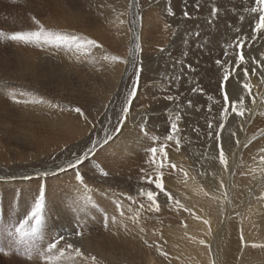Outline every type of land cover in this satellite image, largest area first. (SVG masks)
I'll use <instances>...</instances> for the list:
<instances>
[{"label":"bare ground","instance_id":"obj_1","mask_svg":"<svg viewBox=\"0 0 264 264\" xmlns=\"http://www.w3.org/2000/svg\"><path fill=\"white\" fill-rule=\"evenodd\" d=\"M64 1L28 0L25 8L34 16L45 15L41 22L47 26L52 23L49 19L53 10L61 12L57 21L59 33L67 34L72 25L76 30L84 28L82 18L66 10ZM156 3L157 6L153 2L142 4L153 14L141 42L146 44L149 54L159 48L163 51L155 53L156 64L151 63L143 71L147 81H141L142 89L137 90L123 120L131 69L122 75L120 64L114 61L111 65L112 75L116 73L114 91L100 99L106 106L116 108L120 130H110L106 145L110 144L92 158L98 168L96 176L81 173L80 168H60L85 149L95 134L98 116L91 118L86 114L87 121L82 123L61 112L58 120H52L22 110V114L10 119L9 106L0 99V127L6 135L17 133L16 141L24 148L18 150L6 141L4 153H0V188L47 198L59 212L61 220L57 227L61 234L66 241L69 233L72 236L67 243L80 248L87 257L86 261L76 259L77 264H264V30L254 32L259 22V13L251 11L256 7L255 0ZM13 9L17 7L13 5ZM125 12L126 8L121 9L116 15L118 20L112 21L124 20L120 23L123 30L128 26ZM106 21L111 28L113 25ZM117 33L115 37L125 44L127 37ZM99 34L104 38L101 42L116 43L111 37L113 33ZM100 49L104 50L102 54L114 56L104 47ZM240 55L245 58L244 64H238ZM216 60H222L223 66H218ZM32 61L27 62L30 69L35 68ZM224 67L230 69L227 80ZM79 79L83 81V77ZM143 82H154L157 88L162 85L173 99L165 102L168 97L155 96L150 85ZM245 83L250 90L244 88ZM76 87L71 90H77ZM225 93L229 95L228 104ZM241 97L243 116L237 115ZM8 119L15 123L13 129H8ZM172 124L177 125L176 129H171ZM169 135L172 140L167 139ZM157 141L165 146L162 147L166 157L159 151ZM152 147L158 149L155 157L150 152ZM220 148L228 161L227 168L219 162ZM140 152L145 155L142 163ZM77 173L82 180L77 179ZM138 175L144 180L135 183ZM148 179L162 183L172 197L171 202ZM128 183L133 188L126 187ZM148 191L156 193L159 210L141 198ZM126 193L133 198L127 200ZM184 195H188L186 199ZM174 201H179V205ZM65 206L75 210V218H68L71 210L69 213ZM74 222L81 232L79 236L70 231ZM49 228H43L48 235Z\"/></svg>","mask_w":264,"mask_h":264},{"label":"rangeland","instance_id":"obj_2","mask_svg":"<svg viewBox=\"0 0 264 264\" xmlns=\"http://www.w3.org/2000/svg\"><path fill=\"white\" fill-rule=\"evenodd\" d=\"M27 1L28 0H0V32L4 33L5 36H10L17 32L38 30V25L35 23V21H39L41 24V21L44 20L43 18H45V15L34 16L32 11H27L25 8ZM151 2L157 6V0H148L147 2H144V0H138L139 6L129 10V8H127L129 0H65L64 6H66V10H69L72 15L80 16L82 18L81 25L85 28L83 31L84 28H80L82 30L79 28L76 30L73 25L69 26L67 35L80 36L89 40H93L97 44L99 43L98 45H100V47H104L107 51H109V53L120 58H126L128 56L130 49L134 47L133 42L135 38L139 37L142 52L137 54L136 59L138 66L139 61L142 60L144 71L151 63L156 64L155 60L157 59V54L155 53L161 52V48H159L157 52L149 54L145 50L146 44L143 41L141 42L143 38L142 32H146L148 29L147 24H149V16L153 14L152 12H149L150 9L147 6L143 7V5L149 4ZM13 5L17 7L16 10L13 9ZM125 8L128 21L133 19V15L138 17L141 15L142 21L143 19L146 20V23L142 22V26L145 25L143 30L139 25L136 26V30H130L129 24L128 26H125L126 30H123L120 29V22L112 23L114 19L118 20L117 16L119 15V12L121 9ZM60 16L61 12L53 10L52 17L50 16L49 19V21L52 23L49 24V26L44 25L43 23L42 25L48 31H58L59 33L57 28L59 25L57 24V21ZM111 16H113L112 19ZM103 17L105 19H103ZM105 21L113 25V28L111 27L113 30L110 28L108 23L105 24ZM103 25H106L107 28H109L107 29L106 26ZM47 27H50V29H47ZM139 29L141 32H139ZM100 32L103 33V35L104 33H113L111 37H114L113 40H116V43L114 41L112 44L108 42H101L100 39L104 38L101 36V34H99ZM114 33H117L121 37H127L125 44H127L128 47L130 45V49L125 44L120 42V40L115 37ZM126 33L127 36H125ZM169 45L170 44H168V46ZM121 46H123L124 49L122 47V50L118 49V51H116L117 48H121ZM168 46L166 45V47ZM100 47L85 48L84 50L78 52L74 48H54L48 45L41 47L36 43L24 44L23 42H15L4 37H0V99L8 104V109L11 112L10 119L22 114V110L26 114L29 112H34L38 116L44 115L48 119L52 118V120H58L57 117L61 112L62 115L66 116L68 119H74L82 123L87 121V119L84 117L86 114H88V116L91 118H96V116H98L95 134L89 140V143L85 146V149L80 152L82 153L88 147H90L93 141H99V146L94 149L93 154H91L90 157L79 166L80 169L78 168L81 173H86L90 177L96 176L98 170L92 158L95 159L99 149L103 148L101 150L103 151L105 147L110 144L109 143L106 145L104 139L107 137L108 132L114 127H117L119 123V119L116 118V108L113 109V107H109V105L106 106L107 104H105L104 101L100 99L105 96L108 97V95L114 91L113 84L116 80V78H113L116 73L114 76L112 75L111 67L114 61L110 59L105 60L104 57L106 55L102 54L104 50H101ZM44 49H47L48 51L45 52ZM119 50L121 52H119ZM32 55L35 57H31ZM58 56L61 57L58 58ZM31 59H34L32 62L35 63V68L30 69L31 66L29 64L27 65V62L30 63ZM116 62L120 64L118 61ZM120 66L122 67V75L126 74L128 70L131 69V74L129 76L130 85L127 88V91H130L132 87L131 82L135 80L133 70L131 67H128L124 64H120ZM65 67H67V70ZM143 71L140 73L138 90L142 89L140 88L141 81H147V78H144ZM77 76H79V78L83 77V81ZM67 79H69V82H67ZM80 80L82 82H80ZM144 82L143 85H150L149 88L155 92V96L168 97V99H165V102L166 100L171 101L173 99L169 95L170 93L166 89L162 88V85L161 88H157L154 87L156 85L154 82ZM197 83L198 80L195 79L194 84L196 85ZM74 85L77 86L75 88L77 90L72 91L71 89H74ZM70 86H72V88ZM151 86H153V88ZM28 96L31 97L28 98ZM155 96L153 95V97ZM13 97L20 101L40 100L42 102L15 103L13 102ZM165 102L163 101L162 105H164ZM75 108H80L83 112V116L75 111H72V109ZM111 110H114V112H111ZM10 119L7 120L9 121L10 126L8 129H13L15 123L13 124V121L10 122ZM10 134L6 135L0 127V153H4V145L6 141H10L13 148L24 150L23 145H21L22 143L16 141L18 140V136H16L17 133L15 134L11 132ZM157 142L158 147L163 146L160 141ZM160 147L159 150L161 149ZM139 154V160L142 163L145 159L144 152H140ZM72 158L75 159L76 154L73 155ZM88 168L89 170H87ZM121 173L125 174L124 172ZM143 180L144 179H141L138 175L136 177L135 183L142 182ZM126 187L133 188L129 183L126 185ZM114 190L118 189L114 188ZM46 193H48L47 189L45 190V194ZM126 195H128L126 197L127 200L133 198L130 197L128 193H126ZM41 196L42 195H36L35 193L32 195H29V193L22 195L19 191L17 192V190L0 188V264H44L43 257L50 254L48 252V246L58 236H63V234L60 232V228L57 227L61 220L59 212L53 208L52 204L47 198L41 201ZM187 196L188 195H184L185 199ZM141 198H143L145 202L151 204V202L148 201L146 197L141 196ZM136 199L137 198L134 199V206L138 205ZM37 202L42 203V210L39 214L41 218L40 224H37L36 219L31 215L35 210V204ZM67 204H70V202L68 201ZM65 207L68 208V206ZM97 209H100L99 206ZM69 210H71V215H69L68 218L72 215V217L75 218V214H73L75 213V210L68 208L69 213ZM76 219H78L77 216ZM45 227H50L47 229L51 231H49V235L48 231L43 230ZM53 227L56 228L52 229ZM77 230L78 228L75 226L74 222L70 226V231H74L76 233ZM71 237L72 236L69 233L68 240ZM67 241H61L57 247L64 248V246L67 244ZM51 254L58 255V252L53 250V253ZM70 261L71 260H69L66 255L60 259L58 264H70L72 263V261Z\"/></svg>","mask_w":264,"mask_h":264},{"label":"snow or ice","instance_id":"obj_3","mask_svg":"<svg viewBox=\"0 0 264 264\" xmlns=\"http://www.w3.org/2000/svg\"><path fill=\"white\" fill-rule=\"evenodd\" d=\"M255 3H256V7H253L251 9V11L253 13H259V22L255 25L254 32H261L262 30H264V0H255ZM138 6H139L138 0H129V4H128L129 10L137 8ZM170 14H173V13H171V11H170ZM123 15H125V13H121V16H123ZM184 15H185V17L189 16V14L187 12H185ZM212 16L213 17L216 16V9H213ZM35 23L38 25L37 31L17 32V33L10 35V36H5L4 33L0 32V37H4L6 39H9V40L15 41V42H23L24 44L36 43L41 47H43L44 45H48V46H51L54 48H61V47L68 48V49L74 48L78 52L84 50L85 48L100 47V45H98L93 40H89V39H86V38L80 37V36H70L67 34L48 31L44 28V26L42 24H40L39 21H35ZM120 23L123 24V23H125V21L121 20ZM127 23L130 26V30H134L137 25L142 27V17H138L136 15H133V19L130 21H127ZM252 38L255 39L256 38L255 35H253ZM262 38H264V37H262ZM241 40H243V38H241ZM133 43H134V47H132L130 49L128 56L126 58H120L117 56H111V57L105 56L104 57L105 60L110 59L112 61H118L120 64H124L128 67H131L133 70V74L135 76V80H133V82H132V87L127 94L126 102L122 108V114H121L122 120L127 116L129 109H130V106L132 104V101L137 96V90H138L139 81H140V73L143 71L142 60L139 61V66H138V62L136 59L137 54H140L142 52V47H141V44L139 42V37H136ZM237 47H239V45H237ZM161 51H163V49H161ZM216 63L218 66H223L224 62L218 60ZM244 63H245V58L243 55H240L239 59H238V64H244ZM189 68H191L190 65H189ZM223 71H224V79L227 80L228 76H229L230 69L228 67H224ZM243 71H244L245 79H247V77H248L247 67H245L243 69ZM253 74H255V70H253ZM244 88L250 90V85L245 83ZM13 102H15V103H21V102H23V103H41L42 101H40V100L20 101V100H17L15 97H13ZM225 103L226 104L229 103L228 93H225ZM233 110H235V108H233ZM72 111H75V112L79 113L81 116H83V112L80 108L72 109ZM227 113H228V108H225V118L227 117ZM237 115H240V116L244 115L243 98L242 97L240 100V110L237 112ZM85 119H87V117H85ZM177 119H179V117H177ZM176 127H177L176 124L171 125V129H173V130L176 129ZM211 127H212V125L209 124V128H211ZM119 130H120V125L118 124L115 131L118 133ZM261 135L264 136V132H262ZM209 136L211 137V133H209ZM167 139L172 140L173 139L172 135H169L167 137ZM216 139H217V141H219V134L218 133H217ZM104 142L107 143V138L105 139ZM98 146H99V141H93L90 147H88L85 151H83L79 155H76V158L74 160L70 159L65 166H61L60 170L66 171L68 169H78L79 166L81 164H83L90 157L91 154H93L94 149L97 148ZM217 147L219 148L220 145L218 144ZM177 150H179V144L177 145ZM159 151L166 157V152H165L164 148H161ZM150 152H151L152 156L155 157L157 152H158V149L156 147H152L150 149ZM219 162L221 165H223L225 168H227L228 161L225 157V154H224V151L222 148H220ZM262 162H264V161H262ZM171 167L175 168L176 166L171 165ZM43 175L46 176L47 173L45 172ZM77 179L82 180V176L79 173H77ZM147 182L150 184L154 183L155 188L160 192H164L165 195H168L169 202H171L172 197L163 188L162 183H160L158 181H154L152 179H148ZM144 194L145 193H143V191H142L141 195H144ZM146 197H147V200L151 202V205L156 206V210H159L158 209V201L156 200V193H154L153 191H148L146 193ZM42 200H43V196H41V201ZM176 203H177V205H179V201H176ZM117 207L119 208L120 205H117ZM180 207H183V206L180 205ZM41 210H42V203L37 202L35 204V210L31 214L32 217H34L36 219L37 224L41 223V218L39 215ZM205 223H207V221H205ZM105 226H107V217H105ZM76 235L77 236L81 235V232L79 230H77ZM62 240H65V237L59 236L48 246V252L50 254L43 257L44 264H58L60 259L65 257L66 255H67L68 259L73 262V264H77L76 258H80L81 260H85V261L87 260V257L84 256L81 249L78 247H75L71 243H67L64 246V248H58L57 246H58V244H60V242ZM53 250L58 252V255L51 254V253H53ZM92 259H93V261H95V257H93Z\"/></svg>","mask_w":264,"mask_h":264}]
</instances>
